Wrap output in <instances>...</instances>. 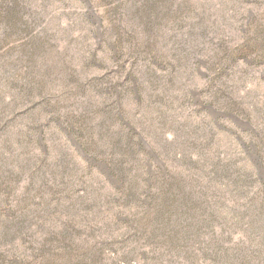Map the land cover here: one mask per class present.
I'll return each instance as SVG.
<instances>
[{"label": "rangeland", "instance_id": "rangeland-1", "mask_svg": "<svg viewBox=\"0 0 264 264\" xmlns=\"http://www.w3.org/2000/svg\"><path fill=\"white\" fill-rule=\"evenodd\" d=\"M0 264H264V0H0Z\"/></svg>", "mask_w": 264, "mask_h": 264}, {"label": "trees", "instance_id": "trees-1", "mask_svg": "<svg viewBox=\"0 0 264 264\" xmlns=\"http://www.w3.org/2000/svg\"><path fill=\"white\" fill-rule=\"evenodd\" d=\"M156 4H157L156 2H153L150 5V8L153 10L155 8ZM6 9H7V12L3 15V17L5 18V22L8 23V26L10 28L8 30V32L26 31L28 29V25L26 24L25 21L22 20L21 14H20V11H23V9L17 7V5H15V4H10ZM34 81H35V83L40 82V80L38 78H36ZM9 82H10L11 87H13L16 84V82L14 80H10ZM30 82H33V81H30ZM35 83H31L32 86L29 87L30 91H32V89L35 87ZM27 92L28 91L26 90V93ZM121 144L122 143H120L119 140H116V139H114L112 142V145L114 147H117V148H120ZM124 146H125V144H124ZM185 198H186V196L181 197V199H185ZM180 202H183V200ZM28 212H31V211H27L21 216L20 223L27 221V219L29 221V218H28L29 213ZM33 217H36V216L33 215Z\"/></svg>", "mask_w": 264, "mask_h": 264}]
</instances>
